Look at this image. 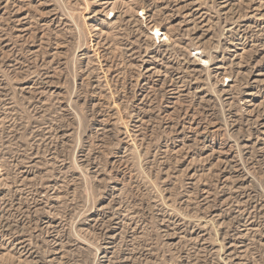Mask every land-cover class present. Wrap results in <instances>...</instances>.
Segmentation results:
<instances>
[{"label": "rangeland", "instance_id": "374dc122", "mask_svg": "<svg viewBox=\"0 0 264 264\" xmlns=\"http://www.w3.org/2000/svg\"><path fill=\"white\" fill-rule=\"evenodd\" d=\"M0 264H264V0H0Z\"/></svg>", "mask_w": 264, "mask_h": 264}, {"label": "bare ground", "instance_id": "6f19581e", "mask_svg": "<svg viewBox=\"0 0 264 264\" xmlns=\"http://www.w3.org/2000/svg\"><path fill=\"white\" fill-rule=\"evenodd\" d=\"M156 34L159 36H162V34H160V30H158V28H156ZM204 62L207 64L209 63L208 61L204 60ZM209 65V64H208Z\"/></svg>", "mask_w": 264, "mask_h": 264}]
</instances>
